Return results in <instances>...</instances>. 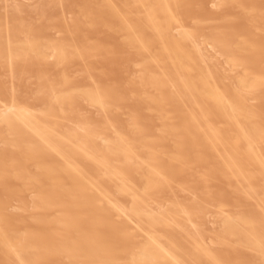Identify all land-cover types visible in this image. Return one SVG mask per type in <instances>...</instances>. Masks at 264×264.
Returning <instances> with one entry per match:
<instances>
[{
    "label": "bare ground",
    "instance_id": "1",
    "mask_svg": "<svg viewBox=\"0 0 264 264\" xmlns=\"http://www.w3.org/2000/svg\"><path fill=\"white\" fill-rule=\"evenodd\" d=\"M0 264H264V0H0Z\"/></svg>",
    "mask_w": 264,
    "mask_h": 264
}]
</instances>
